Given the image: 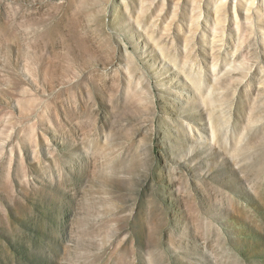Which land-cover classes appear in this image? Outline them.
Wrapping results in <instances>:
<instances>
[{"label": "rangeland", "instance_id": "374dc122", "mask_svg": "<svg viewBox=\"0 0 264 264\" xmlns=\"http://www.w3.org/2000/svg\"><path fill=\"white\" fill-rule=\"evenodd\" d=\"M0 264H264V0H0Z\"/></svg>", "mask_w": 264, "mask_h": 264}]
</instances>
